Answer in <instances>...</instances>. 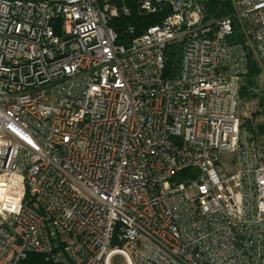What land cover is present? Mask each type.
Segmentation results:
<instances>
[{"label":"built area","instance_id":"2783aa9c","mask_svg":"<svg viewBox=\"0 0 264 264\" xmlns=\"http://www.w3.org/2000/svg\"><path fill=\"white\" fill-rule=\"evenodd\" d=\"M0 0V264H264V0ZM170 46L178 68L165 75Z\"/></svg>","mask_w":264,"mask_h":264},{"label":"trees","instance_id":"16d2710c","mask_svg":"<svg viewBox=\"0 0 264 264\" xmlns=\"http://www.w3.org/2000/svg\"><path fill=\"white\" fill-rule=\"evenodd\" d=\"M206 11V21L220 19L231 14V4L229 0H197ZM117 4H124L129 8L128 16L119 15L110 22V26L115 30L120 38L129 36L128 28H132L130 36H137L150 26L161 23L167 15V9L156 14L144 15L138 11V0H115ZM180 51L177 47L170 46L166 53L165 75L171 76L177 72ZM259 70L254 64H249L247 77L243 80L240 89V98H255L254 89ZM259 105L264 107V97L259 99ZM19 264H54L39 254H29Z\"/></svg>","mask_w":264,"mask_h":264},{"label":"rangeland","instance_id":"374dc122","mask_svg":"<svg viewBox=\"0 0 264 264\" xmlns=\"http://www.w3.org/2000/svg\"><path fill=\"white\" fill-rule=\"evenodd\" d=\"M255 98H240L243 126L246 128H258L264 132V107L259 105V99L264 97V80L258 75L254 89Z\"/></svg>","mask_w":264,"mask_h":264}]
</instances>
